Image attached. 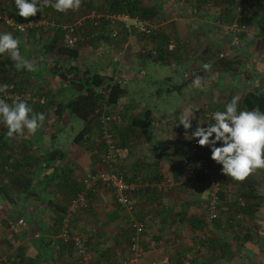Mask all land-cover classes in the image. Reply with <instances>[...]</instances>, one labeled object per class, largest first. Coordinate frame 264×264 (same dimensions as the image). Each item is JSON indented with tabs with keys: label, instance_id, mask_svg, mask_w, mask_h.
<instances>
[{
	"label": "crops",
	"instance_id": "crops-1",
	"mask_svg": "<svg viewBox=\"0 0 264 264\" xmlns=\"http://www.w3.org/2000/svg\"><path fill=\"white\" fill-rule=\"evenodd\" d=\"M0 1L2 9L16 8L15 0ZM147 1L155 6L158 16L156 26L161 33L160 36L156 34L159 37L155 41L166 47L165 55L179 50L177 46L190 42L192 36L199 32L194 29L193 21L184 16L188 12H178L176 7H172L175 14L182 15L177 18L172 16V8L168 4L170 0ZM214 3L215 0L202 5V8L206 11ZM220 5L222 9L223 2ZM187 7L185 10H188ZM53 10L50 7L48 13L52 15L55 13ZM46 13L41 15L40 25L26 29L31 32L30 40L37 42L45 36L49 41L58 36L54 35L57 26H65L63 19L68 12L56 11L54 25L52 21H47ZM244 15L249 16V13L244 12ZM87 16L78 21L72 32L75 56L57 53L54 49L44 53L43 49L20 50L21 55L36 66L34 71H28L17 70L16 67L10 69L8 62L6 65L2 63H6L10 56L0 55V84L11 83L7 74L16 71L14 89L25 95L20 100L32 108L33 114L42 113L45 116L34 135L25 129L23 135L12 137L7 135V127L0 117V264H78L72 246L57 238L58 220L69 187L81 184L83 177L101 166V161L95 144L89 143L85 147L83 142L73 141V135L80 128L74 134H68L67 144L64 140V129L74 116L64 109L63 103L72 94L74 86L68 80L60 79L58 71L62 69L68 73V67L75 66L119 81L125 87V93L115 103L103 106L102 114H120L123 118L121 125L127 126L146 107L150 108L142 101L135 104L129 100L127 81L144 72V65L157 60L144 58L141 62L132 63L128 53L132 44L131 32L124 29L117 42L99 41L104 38L102 21L93 10ZM250 16L257 18V15ZM45 21L51 26L46 25V31H41ZM106 24L109 33L111 26ZM253 24L255 29L252 33L243 35L238 32L222 38L223 46L227 47L220 72L224 89H227L225 105L236 96L237 89L240 92L242 88L243 93L255 87L264 89V33L258 28L256 20ZM211 36L206 38L211 41ZM169 40L175 43L174 50H171L173 44H165ZM22 41L24 39L20 38ZM57 42H61V37ZM147 51L144 54L148 55ZM168 60L165 56L157 62ZM192 69H182V75L187 77ZM188 85L192 83L183 87ZM5 101L11 105L16 100L8 98ZM164 134L157 132L151 123L146 127L128 126L123 147L118 150V166L136 185L132 194L134 214L143 222V250L129 264H151L158 259L167 260V264H264V169L256 170L242 182L226 177L222 172L227 178L224 186L234 184L236 190L250 191L252 196H257L256 202L247 201V208L240 214L236 213V216L245 219V225L231 226L230 217H237L232 216L235 214L222 195L223 203L220 209H216L215 219L200 231L199 228H192L185 218L207 216V193L201 189L196 194L193 184L172 183L179 173L176 151L161 153L154 146L156 139H164ZM53 149L62 153L56 152L57 158H49L47 155ZM169 178L171 183L167 182ZM24 185L27 187L23 188ZM85 197V207L69 212L71 232L84 237L91 264H120L128 255V215L114 202L109 189L103 186L91 188ZM252 218L254 225L248 226L246 220Z\"/></svg>",
	"mask_w": 264,
	"mask_h": 264
},
{
	"label": "rangeland",
	"instance_id": "rangeland-1",
	"mask_svg": "<svg viewBox=\"0 0 264 264\" xmlns=\"http://www.w3.org/2000/svg\"><path fill=\"white\" fill-rule=\"evenodd\" d=\"M13 1V0H11ZM141 4H149V2L146 0H139ZM156 1V0H155ZM171 2L168 3L170 8L176 7V10L181 11V12H188L189 14L185 17H188L191 21H193L194 29L198 30L195 35L192 36V39L190 42H187L186 44H180L182 47L179 45L177 46L175 52L173 51L171 54L167 53L165 56L169 58L168 62L164 63H159L157 62L159 59L156 56V52L152 53L151 49H155V47L158 45L156 44L155 38H158L161 33L159 30H157V14L155 13L154 16L151 18H148L149 22L153 25V30L149 35H142L139 34L137 31L134 29H128L127 28H118L117 35L112 37L108 33V25L106 24L107 22L102 21L99 19L101 22V27L103 26V32L102 35H104V38L99 39L103 41H111V42H117L119 41L118 39L121 37V33L123 30L131 32L132 37H131V45H129V59L132 60V63H136L137 61H142L144 58L147 60V58L157 61H152L147 64V66L144 65L143 70L144 72H139L141 73L138 77L133 78L132 80L127 81V96L129 97V100L132 101L135 104H138L139 101H142V103L146 104V106L150 107V109L153 111V113H157V115H165L169 117V122H165V118L156 121H150L151 124H153V128L156 129L157 132L160 133H165L164 139H156V143H154V146L157 147V151H161V153L166 152V154H171L174 153L175 151V156H177L178 162L179 163V173H180V168L182 164V156L180 153H182L189 141V139H186V135H191V132L195 130L197 124L199 123L200 126L202 127H208L210 124H214L215 121L212 118V115L215 111H224L225 110V93L227 92L226 88L224 89V84H223V79L221 78L222 74H220L221 69L223 68V63L220 62V57H223V54L226 53L227 47L223 46V40L222 38H226V35H232V34H237L238 32L242 33L243 35H247L248 33H252V30L255 29L253 21L256 20L257 26L260 29L262 33H264V17L258 16L256 19L253 17L252 20L250 21L249 25L245 23V28L242 30H231L229 28L230 23H225L226 16L222 13L221 5L220 3L222 0H215V5H211V7L205 9L202 8L203 6L200 5L198 8L194 7V5H188L184 3L181 0H170ZM214 1V0H213ZM31 2V0H29ZM54 2V0H53ZM210 2V1H209ZM208 2V3H209ZM42 3V0H41ZM151 3V2H150ZM206 3V4H208ZM217 3V4H216ZM2 5V1H0V6ZM101 0H82L81 6L78 11H68V16L63 19L65 26L67 25H72L75 28V25L78 24L79 20H83L87 18L88 13L90 10H93L94 13H98V15L101 16V14H105L104 7L102 6ZM205 5V4H204ZM245 6V5H244ZM189 10H185V8ZM246 7V6H245ZM44 8V9H43ZM50 9V6L47 7H42L41 11H38L35 16L29 17V18H34V17H42V13L47 11L45 17L48 19L47 21H52V25L56 23V10L54 9L55 13L51 15V13H48ZM18 9H2L0 7V34H3L5 32H10L15 38H18L20 40L24 39L20 43V50L25 51L27 49H35L36 51L38 49H43L42 53L46 52L45 50V42H47L48 38L45 36H41L40 40L37 42H34V40H30V30H24L23 32L16 31L12 29L10 26L5 24V19L10 18L13 21H23L26 20L25 18L21 17L18 15ZM242 12L249 13L251 15H254V11L248 7L244 11L240 10V6H235L232 9V21L236 20ZM171 13L173 14L172 16H175V18L182 16L181 14L177 15L175 14V11L171 10ZM193 13V14H192ZM256 14V13H255ZM168 17L170 16L169 14H166ZM58 18V17H57ZM98 18V17H97ZM162 19L164 16L161 17ZM28 19V18H27ZM58 20V19H57ZM184 21V20H183ZM237 21V20H236ZM104 22V23H103ZM46 23V21H45ZM46 25H50L49 23H46L42 25L43 27L41 28V31H46ZM51 26V25H50ZM256 26V27H257ZM41 27V26H40ZM61 28L60 26L56 27ZM63 28V27H62ZM31 29V28H29ZM122 29V30H121ZM52 32V31H51ZM159 33V36H156V34ZM62 35V33H61ZM100 35V34H98ZM107 35V36H106ZM208 35H213L211 36V41L206 38ZM217 35V36H214ZM98 42V41H97ZM164 42V41H163ZM140 43V45H139ZM170 43L173 44L171 50H174L175 43L173 41L165 42V44ZM115 44V43H114ZM138 44V45H137ZM144 44V45H143ZM178 45V43H176ZM206 45V46H205ZM206 47L207 53L205 54L206 51L203 52V47ZM208 47V48H207ZM168 50L170 48H167ZM128 50V49H127ZM147 51V54L145 51ZM177 52V53H176ZM150 53V54H149ZM22 54V53H21ZM209 54L211 58L214 59V62H210L211 64V70L206 71V74L202 77L201 79V87L196 88L193 87L192 85H188L185 87H181L179 90H168L167 85L169 83H174L175 81H181L182 78L184 77L182 75V69H189L190 67H193L192 70L195 68L199 67L201 65V62L203 59H205V55ZM182 56V58L180 56ZM219 57V60H218ZM182 59V60H179ZM175 60V61H174ZM177 60V61H176ZM179 60V61H178ZM174 61V62H173ZM3 64H7L3 63ZM139 69V66H137ZM190 71V70H189ZM16 71H12L11 73L7 74V76L11 77L10 81L13 87H15V78H14V73ZM188 75V74H187ZM236 79V78H235ZM237 82H235L236 84ZM7 84V85H9ZM238 84V83H237ZM244 90L239 92V90H236V96L241 97ZM191 97L195 98L192 99ZM12 100V98H10ZM14 100V99H13ZM138 107V105H136ZM199 107L198 110L194 111V117L191 118V123H192V128L189 131L186 130H177L176 125L179 124V121L177 120L178 117H181L182 115L186 114L188 110L195 109V107ZM244 109H239L238 106V111H241ZM103 111H101V114ZM118 114V113H117ZM178 114V115H177ZM120 117V121L117 123V125L122 123V116L118 114ZM164 117V116H163ZM166 117V118H167ZM83 122L81 119L77 118L74 116V118H71L69 122L67 123L65 129H64V140L67 144L69 141L68 139V134H74L81 126ZM116 124V123H115ZM109 127V125H107ZM96 131V130H95ZM93 131L90 134V138L88 140L83 142V145L86 147L89 143H92L97 145L98 144V139L100 138L98 134ZM112 134L116 137V130H111ZM90 145V144H89ZM217 147L222 146L221 142H217L216 145ZM174 150V152H173ZM209 160V162L207 161ZM196 161H201L203 164L204 171L206 172L207 175H210L213 173V177L215 179L223 178L224 176L222 174V165H216V162L211 159V149L208 146L201 147L198 145L197 147V155H196ZM118 163V151L116 152V158L114 162L112 163L115 167ZM111 164V166H112ZM102 166V165H101ZM99 166V167H101ZM98 167V168H99ZM96 169V168H95ZM178 175H176V180L172 181L169 178V181L167 180L168 183L177 184V185H182L183 183H188L186 180H181ZM213 178V179H214ZM178 181V183H177ZM176 182V183H175ZM226 183V180L225 182ZM223 184V183H222ZM208 185H203L201 188L205 189V191L208 190L206 187ZM226 193L224 194L223 193ZM222 195L225 196V203H231L232 200L235 198L238 202V204H242L243 206L245 204L248 205V202H256L255 199L257 196H251L248 197H243L240 196L238 193V190H236V187L234 184H229L224 186V190H222L221 196L218 197V204L216 205V209H220L223 203V200H221ZM208 196V194H207ZM227 201V202H226ZM248 201V202H247ZM224 203V204H225ZM230 210L235 214L232 215L234 217H237V219H231L230 225L232 226L233 224L236 226L245 225L244 223V218L241 216H236V213H241L243 211L241 208L237 210V207L234 206H228ZM206 215V214H205ZM205 215L201 218L204 220V225L202 228H206L207 225L209 224L212 219L208 220L206 219ZM215 219V218H214ZM254 219H248L246 220V223L248 226L254 225ZM127 223V221H126ZM202 228L200 231H202ZM205 234V232H203ZM1 257V255H0ZM1 263V262H0Z\"/></svg>",
	"mask_w": 264,
	"mask_h": 264
},
{
	"label": "trees",
	"instance_id": "trees-1",
	"mask_svg": "<svg viewBox=\"0 0 264 264\" xmlns=\"http://www.w3.org/2000/svg\"><path fill=\"white\" fill-rule=\"evenodd\" d=\"M186 4L194 5V7L198 8L200 5H204L208 3L209 1L213 0H181ZM102 6L104 7L103 10H105L106 13L111 12H127L130 16H138L141 18H145L148 20V18H151L156 13L155 6L153 4H141L139 0H101ZM223 2V8L222 13L226 16L225 21L227 23L232 22V9L235 6H240V10L244 11L246 8L250 7L254 12V15L256 17L262 16L264 17V0H222ZM246 7H245V6ZM256 13V14H255ZM251 16H245L244 12L241 13V15L234 21L238 23H247L251 21ZM101 21L106 22V18L101 14V16L98 17ZM149 21V20H148ZM62 30V31H61ZM61 32H63L62 28H57V31H55L54 35H58L57 37L50 38L49 41L45 42V50L49 51L51 49H54L57 53L66 54L69 56H75L76 55V47L73 45L71 47L64 46L62 42H57V39L61 37ZM206 46V45H205ZM203 47V52L205 54L207 53L206 47ZM208 48V47H207ZM156 56L158 59L162 60L165 57L166 47H163V45H157L155 47ZM219 60V57H218ZM223 57H220V62L223 63ZM5 61H2L4 63ZM6 62L9 63L10 69L15 68V62L9 58ZM210 62H214V59L210 57L209 54L205 55V59L202 60L201 65L197 68H195L187 77H184L179 82L169 83L167 85L168 90H179L182 86L190 84L193 82L194 78L196 76H200L201 78L206 74V71L203 68L204 64H210ZM69 71L66 73V71H63L62 69L58 71L57 75L60 77V79H66L71 84H73V92L68 97L67 101L63 103L64 109L68 111L69 114L79 118L82 120L83 124L80 127V129L73 135V141L76 143L84 142L90 138L91 132L95 131L98 136H101V127H100V121L99 117L101 115V111L103 106L111 105L115 103L120 96H122L125 93V87L121 85L119 81H112L108 76L105 74L95 72V71H88L87 68H77L75 66H72L71 68L68 67ZM4 85V84H0ZM13 86V85H12ZM9 90L17 91V89H14L12 87ZM2 99H8V97L2 98ZM239 109H244L247 111L251 110H259L261 113H264V89L261 87H255V89H249L244 94L241 95L239 103H238ZM150 108H145L141 115L136 116L132 119L131 122L127 126L124 124L117 125L114 122H111L109 124V130H116V137L113 134L114 137V145L116 148V152L120 150V148L123 147L124 139H125V133L127 131L128 126L132 125H138L146 127L150 121H158L160 119L165 118L166 123H170L169 117L165 115H157V113H152L150 111ZM178 115V114H177ZM164 116V117H163ZM167 117V118H166ZM177 120L180 123V117ZM192 124V123H191ZM193 126V125H192ZM176 129L179 130H185L183 128V125L177 124ZM193 129L192 127L188 129L187 131L191 132L190 130ZM98 148V153L104 152V145L102 143H99L96 145ZM185 151V149H184ZM184 151L180 153V155L183 157L185 155ZM62 151H59L58 149L52 150L47 156L49 158H57V153ZM197 154V152H196ZM195 154V155H196ZM220 165V164H218ZM114 165L111 166V168L120 171L123 173V177L126 179V181H131V178L128 177L122 169L118 166V163L115 167ZM193 171H194V177L190 179H186L190 184H193L196 194L201 192V186L204 185L205 182H209L213 180V173L210 175H207L204 171L203 164L201 161H196L195 156L192 159V165H191ZM182 169V164L181 168ZM91 170L89 173L93 172ZM87 176V175H86ZM216 178V177H215ZM214 178V179H215ZM227 180V178H219V188L216 192V202L215 205L218 203V197L221 196L222 190H224V182ZM77 183V182H76ZM81 184L77 185H71L69 187V191L65 193V204L63 207H61V214L60 218L58 220V223L60 222V219L62 215L66 212L67 205L69 200L75 195V193L82 188V182ZM223 183V184H222ZM27 187L24 185L23 188ZM95 186H92L93 188ZM91 188L87 189L89 191ZM136 189V188H135ZM133 189L132 194L134 191ZM250 190L253 191V188ZM86 191V192H87ZM207 193V191H206ZM238 193L240 196L246 197V196H252L253 194L250 191H241L238 190ZM87 195V194H86ZM231 206H236L237 210L242 209L243 211L247 208V204L243 206L242 204H238L237 200L234 198L231 203H229ZM206 208H208V199L206 197ZM217 208V207H216ZM189 216V215H188ZM1 219V215H0ZM192 228H199L201 229L204 225V220L201 217L193 216L191 215L190 218H185ZM214 219V218H213ZM233 219L230 217V220ZM230 223V221H229Z\"/></svg>",
	"mask_w": 264,
	"mask_h": 264
},
{
	"label": "clouds",
	"instance_id": "clouds-1",
	"mask_svg": "<svg viewBox=\"0 0 264 264\" xmlns=\"http://www.w3.org/2000/svg\"><path fill=\"white\" fill-rule=\"evenodd\" d=\"M82 0H15L18 15L27 19L35 16L42 7L50 6L57 12L65 13L69 10L78 11ZM20 40L12 33L0 34V55L8 54L15 62L17 70H35V64L26 60L20 52ZM205 71L211 70V64H204ZM201 77L196 76L193 87H201ZM10 86L0 85V93L6 92ZM240 97L234 96L227 103L224 111H215L212 115L214 124L202 127L198 123L191 135L186 139L197 138L199 146L211 149V159L222 165L221 171L226 177L237 181H244L258 169H264V113L257 110L238 111ZM180 117V125L187 131L192 127L191 118L194 111ZM0 117L7 127V135H23L27 129L29 134H35L42 126L45 116L42 113L33 114L32 108L23 100L17 99L13 104L0 99ZM222 146H215L217 142Z\"/></svg>",
	"mask_w": 264,
	"mask_h": 264
},
{
	"label": "built area",
	"instance_id": "built-area-1",
	"mask_svg": "<svg viewBox=\"0 0 264 264\" xmlns=\"http://www.w3.org/2000/svg\"><path fill=\"white\" fill-rule=\"evenodd\" d=\"M100 15H98L99 17ZM106 18V22L111 26L110 36L114 37L117 34L118 28L134 29L139 34L149 35L153 30V25L145 18L138 16H130L127 12H111L103 15ZM42 23L40 17L28 18L23 21H13L10 18L5 19V24L12 29L23 32L27 28L38 26ZM231 30H242L245 28L243 23L232 21L229 24ZM64 31L61 35V42L64 46L71 47L74 45L75 38L73 37L74 27L67 25L63 27ZM152 53H155V49H151ZM9 88L6 92L0 93V99L8 97L14 100L25 98L24 93L20 91L9 90L13 86L9 84ZM100 127L102 129L101 136L98 139L99 143L104 145V152L100 155L101 167L94 169L93 172L81 179L82 188L78 190L75 195L69 200L66 212L62 215L59 227L57 231V238L63 242L70 244L76 255L78 264H91L90 256L86 248L85 239L74 232H71L69 225V212L75 211L77 208H83L86 205L87 189L92 186H103L112 194L114 202L128 215L129 233H128V255L120 261V264H129L137 259L142 253L141 246V233L143 231V222L135 216V201L132 198V191L136 188V185L131 181H126L123 177V173L111 168V164L116 158V148L114 145V137L109 130L111 122L118 123L120 117L117 113H105L99 117ZM197 138H193L188 141L185 147V155L182 158V169L180 170L179 177L181 180H186L194 177V171L191 167L192 159L197 152ZM208 188V213L206 219L210 220L216 216V192L219 188L218 179L205 182L204 186ZM1 261V257H0ZM151 264H167V260L158 259Z\"/></svg>",
	"mask_w": 264,
	"mask_h": 264
}]
</instances>
